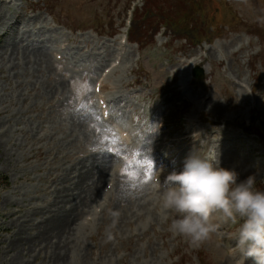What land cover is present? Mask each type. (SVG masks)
Returning a JSON list of instances; mask_svg holds the SVG:
<instances>
[{
  "label": "rangeland",
  "instance_id": "rangeland-1",
  "mask_svg": "<svg viewBox=\"0 0 264 264\" xmlns=\"http://www.w3.org/2000/svg\"><path fill=\"white\" fill-rule=\"evenodd\" d=\"M194 2L188 14L190 0H0V264L262 263L264 0ZM193 28L200 44L180 39ZM100 97L112 120L92 109ZM158 120L164 154L149 183L150 166L118 155L105 122L135 145ZM192 126L199 140L182 136Z\"/></svg>",
  "mask_w": 264,
  "mask_h": 264
},
{
  "label": "bare ground",
  "instance_id": "bare-ground-1",
  "mask_svg": "<svg viewBox=\"0 0 264 264\" xmlns=\"http://www.w3.org/2000/svg\"><path fill=\"white\" fill-rule=\"evenodd\" d=\"M17 16H18V17H21V15H19V14H18ZM2 34H3V33H2ZM20 40H21V39H20ZM13 47H14V46H13ZM15 49H16V48H15ZM144 148H145V146H144ZM156 150H157V147H156V149H155L154 151H152V153H154ZM154 154H155V153H154ZM188 170H190V169H188ZM183 181H184V180H183ZM96 182H97V181H96ZM99 182H100V181H99ZM99 182H98V183H99ZM96 184H97V183H96ZM94 185H95V184H94ZM98 185H99V184H98ZM96 187H97V185H96ZM88 190H89V189H88ZM99 191H100V190H99ZM96 192H97V191H96ZM89 193H90V192H89ZM95 194H96V193H94V195H95ZM89 195H90V194H89ZM56 220H57V219H56ZM58 220H59V219H58ZM56 222H57V221H55V224H56ZM58 222L61 223L60 221H58ZM61 224H62V223H61ZM65 224H66V223H65ZM51 225H52V224H51ZM51 225H50V226H51ZM56 225H57V224H56ZM59 226H60V224H59ZM51 227H52V226H51ZM54 228H56V226H55Z\"/></svg>",
  "mask_w": 264,
  "mask_h": 264
},
{
  "label": "trees",
  "instance_id": "trees-1",
  "mask_svg": "<svg viewBox=\"0 0 264 264\" xmlns=\"http://www.w3.org/2000/svg\"><path fill=\"white\" fill-rule=\"evenodd\" d=\"M0 182H4V183L7 182L6 177L4 175H2L1 173H0Z\"/></svg>",
  "mask_w": 264,
  "mask_h": 264
},
{
  "label": "water",
  "instance_id": "water-1",
  "mask_svg": "<svg viewBox=\"0 0 264 264\" xmlns=\"http://www.w3.org/2000/svg\"><path fill=\"white\" fill-rule=\"evenodd\" d=\"M201 74H202V72H201V70H200V76H198V78H200V77H201Z\"/></svg>",
  "mask_w": 264,
  "mask_h": 264
}]
</instances>
